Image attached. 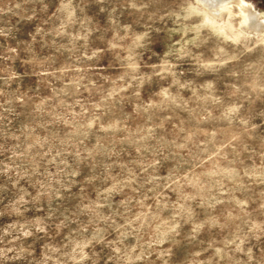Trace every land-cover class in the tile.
Masks as SVG:
<instances>
[{
	"label": "rangeland",
	"instance_id": "374dc122",
	"mask_svg": "<svg viewBox=\"0 0 264 264\" xmlns=\"http://www.w3.org/2000/svg\"><path fill=\"white\" fill-rule=\"evenodd\" d=\"M243 19L0 0V264H264V33Z\"/></svg>",
	"mask_w": 264,
	"mask_h": 264
},
{
	"label": "bare ground",
	"instance_id": "6f19581e",
	"mask_svg": "<svg viewBox=\"0 0 264 264\" xmlns=\"http://www.w3.org/2000/svg\"><path fill=\"white\" fill-rule=\"evenodd\" d=\"M209 9H228L236 7L240 10L244 17L243 29L252 35L264 33V22L260 16L255 14L250 5L244 3L242 0H199Z\"/></svg>",
	"mask_w": 264,
	"mask_h": 264
},
{
	"label": "clouds",
	"instance_id": "9594fccd",
	"mask_svg": "<svg viewBox=\"0 0 264 264\" xmlns=\"http://www.w3.org/2000/svg\"><path fill=\"white\" fill-rule=\"evenodd\" d=\"M145 35H146V34H145ZM94 55H95V54H94ZM37 230L40 231V232H44V231H45V228H44V226L40 225V226L37 227ZM23 234H24L25 236H29V235H31V232H29V231H25Z\"/></svg>",
	"mask_w": 264,
	"mask_h": 264
}]
</instances>
